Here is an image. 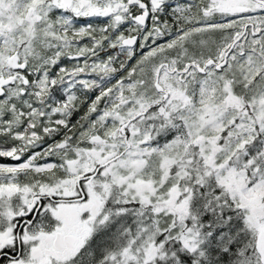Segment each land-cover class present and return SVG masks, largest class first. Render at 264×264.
I'll return each mask as SVG.
<instances>
[{
  "label": "snow or ice",
  "instance_id": "snow-or-ice-1",
  "mask_svg": "<svg viewBox=\"0 0 264 264\" xmlns=\"http://www.w3.org/2000/svg\"><path fill=\"white\" fill-rule=\"evenodd\" d=\"M0 264H264V0H0Z\"/></svg>",
  "mask_w": 264,
  "mask_h": 264
}]
</instances>
